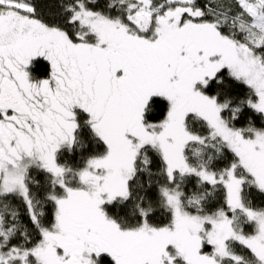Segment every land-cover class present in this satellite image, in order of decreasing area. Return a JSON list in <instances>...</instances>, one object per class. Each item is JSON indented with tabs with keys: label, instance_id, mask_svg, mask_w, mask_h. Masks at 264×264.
I'll return each mask as SVG.
<instances>
[{
	"label": "snow or ice",
	"instance_id": "obj_1",
	"mask_svg": "<svg viewBox=\"0 0 264 264\" xmlns=\"http://www.w3.org/2000/svg\"><path fill=\"white\" fill-rule=\"evenodd\" d=\"M0 264H264V0H0Z\"/></svg>",
	"mask_w": 264,
	"mask_h": 264
}]
</instances>
